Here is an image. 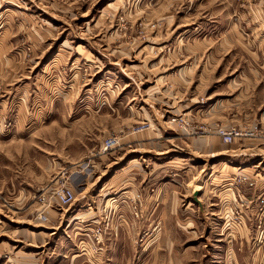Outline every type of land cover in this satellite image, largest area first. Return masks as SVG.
I'll return each instance as SVG.
<instances>
[{
  "label": "rangeland",
  "instance_id": "374dc122",
  "mask_svg": "<svg viewBox=\"0 0 264 264\" xmlns=\"http://www.w3.org/2000/svg\"><path fill=\"white\" fill-rule=\"evenodd\" d=\"M121 218L131 264H264V0H0V264Z\"/></svg>",
  "mask_w": 264,
  "mask_h": 264
},
{
  "label": "crops",
  "instance_id": "0c3cea01",
  "mask_svg": "<svg viewBox=\"0 0 264 264\" xmlns=\"http://www.w3.org/2000/svg\"><path fill=\"white\" fill-rule=\"evenodd\" d=\"M238 155H240V154H238ZM246 170L247 169H243L242 171H246ZM150 191H151V193L155 192L154 190H150ZM127 193H130V192L128 191ZM124 194H125V192H123L122 195H124ZM145 195H147V192H144L143 196L145 197ZM114 199L115 198H112V200H114ZM115 201L116 200L111 201L110 205L112 207V205L115 203L114 207L119 209L121 207V204L119 205L118 202H115ZM146 203H150V202H147L145 199V201L142 205H144ZM105 205H107V204H105ZM155 206H156V204H152L151 207L153 209H155ZM116 208H113V209L115 210ZM123 210L125 211V209H123ZM144 210L145 209L143 206V211ZM98 224L99 223H96V225H98ZM107 224L110 226L109 231H111V233L108 232L106 234V232H105V234L102 235L103 238H102V236H100L99 239L100 240L104 239L103 243L104 242L107 243L108 239L110 240V238L112 239L110 241L111 245L109 246V250H106V249H103V251L102 250L101 251L92 250L93 252L91 251V253H89L86 250L88 248V244H87L88 242L85 243L82 239H80V241H79L80 245L78 246V248H76L75 247L76 244H74L73 247L70 246L69 249L64 248L62 251H60L58 253L61 256H63L64 258L68 259L65 261L61 258L62 260L59 261V264H61L62 262H65L67 264H102L101 256H102L103 260L105 261V262H103L104 264H131L133 260L130 261V256H133V255L131 254V251L129 252V243L131 242L129 239L132 238V234L129 233V229H128V227H126L124 220L122 218L116 219L113 221V223L108 220ZM115 224H117V225L114 226ZM108 225H107V227H108ZM94 227H95V225H93L92 223H87L84 226L79 225V227H74L75 235H78L81 237L86 236V237L90 238V241H91V238H93L94 236L93 237L90 236V232L93 231ZM84 233H86V234H84ZM52 234H54V233H51V232L49 233V235H52ZM42 241L44 242V240H42ZM47 243H48V241L44 242V245H47ZM91 243H92V241H91ZM82 245H86L85 246L86 249H83L84 247ZM92 246H93V243H92ZM72 248H74V249H72ZM154 257H156L155 253H154ZM53 258H56V257H53ZM134 258L135 259H134L133 264H141V261H142L141 258H145V254L143 252H141L140 254L138 253L136 256H134Z\"/></svg>",
  "mask_w": 264,
  "mask_h": 264
},
{
  "label": "built area",
  "instance_id": "2783aa9c",
  "mask_svg": "<svg viewBox=\"0 0 264 264\" xmlns=\"http://www.w3.org/2000/svg\"><path fill=\"white\" fill-rule=\"evenodd\" d=\"M218 133L221 134L223 141L225 143H231L235 139L250 138L254 135V132L251 130H246V131L231 130V131H220ZM116 143H117L116 139L109 138L106 142L105 149L112 148L113 146H115ZM244 180L246 181V178ZM74 201H75V196L71 189L65 188L57 192L56 194V204L58 207L67 208L71 206L74 203Z\"/></svg>",
  "mask_w": 264,
  "mask_h": 264
}]
</instances>
